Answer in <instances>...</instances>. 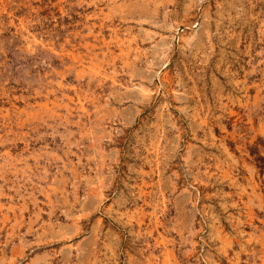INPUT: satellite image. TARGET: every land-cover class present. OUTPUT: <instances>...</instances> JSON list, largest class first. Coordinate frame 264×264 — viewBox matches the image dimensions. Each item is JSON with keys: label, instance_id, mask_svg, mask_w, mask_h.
<instances>
[{"label": "rangeland", "instance_id": "obj_1", "mask_svg": "<svg viewBox=\"0 0 264 264\" xmlns=\"http://www.w3.org/2000/svg\"><path fill=\"white\" fill-rule=\"evenodd\" d=\"M0 264H264V0H0Z\"/></svg>", "mask_w": 264, "mask_h": 264}]
</instances>
